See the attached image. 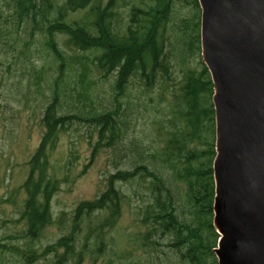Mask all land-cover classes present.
Returning a JSON list of instances; mask_svg holds the SVG:
<instances>
[{
  "label": "trees",
  "instance_id": "obj_1",
  "mask_svg": "<svg viewBox=\"0 0 264 264\" xmlns=\"http://www.w3.org/2000/svg\"><path fill=\"white\" fill-rule=\"evenodd\" d=\"M14 3L18 9L15 22L19 23L27 15L32 34H43L58 60L64 61L66 57L57 48V34H67L70 48L91 55L75 57L82 64L80 70H76L78 80L65 79L61 73L53 83V101L42 119L46 131L28 163L29 176L22 186L27 194L22 220L26 224L25 234L31 240L39 238L54 222L51 201L60 182L49 175V158L56 145L58 128L70 124V119L74 118L61 114V91L64 89V95L68 91L76 92L73 102L65 99L67 106L76 104L78 110L81 105L90 107L91 113L86 115L82 109L84 115L78 114L79 119L97 127L100 146L106 147L127 137L136 112L131 93L133 86H139L142 97L157 86H163L159 97L170 101V116L158 128L163 139L153 141V147L138 138L125 144L129 167L110 176L103 194L77 206L76 215L69 223V234L45 249L55 254L46 264H66L67 260L81 255L77 243L82 219L90 218L94 212H110L96 229L89 225L90 234L96 232L102 246L106 245V233L121 216L123 202L128 198L117 184H125L132 196L141 200L136 212L140 228L144 230L140 229L137 234L138 247L156 254L153 264H218L214 252L220 238L214 226V84L202 60L200 71L185 68L194 55H202L199 1L99 0L97 3V0H64L60 4L59 0H14ZM82 11H87L83 18L70 19L72 14ZM93 59L103 75L104 72L116 74L113 108L98 110V98L90 96L92 69L84 63L93 62ZM63 66L64 63L60 68ZM177 68L183 78L171 99L165 90L168 84L175 85ZM162 246L169 248L166 259L159 254ZM135 250L131 248L126 252L134 254ZM29 253L22 254L31 263ZM125 264L144 262L130 260Z\"/></svg>",
  "mask_w": 264,
  "mask_h": 264
},
{
  "label": "rangeland",
  "instance_id": "obj_2",
  "mask_svg": "<svg viewBox=\"0 0 264 264\" xmlns=\"http://www.w3.org/2000/svg\"><path fill=\"white\" fill-rule=\"evenodd\" d=\"M59 1L60 4L64 2ZM15 5L14 0H0V264H46L55 254H49L45 249L69 234V223L76 215L77 206L100 196L106 190L110 176L129 167L125 144L130 139L138 138L153 147V141L163 139L164 135L160 134L158 128L170 116V101L159 97L163 86H157L144 97L139 86H133L131 93L136 112L127 137L106 147L100 146L97 127L90 121L79 119L81 116L78 114L84 115L82 109L86 115L91 113L90 107L83 108L78 104L81 105V110H78L76 104L67 106L65 99L73 102L77 95L75 91H68L64 95L63 89L59 98V103L63 101L61 114L74 118L70 119V124L58 128L56 145L49 158V175L60 182V188L51 201L54 222L43 230L39 238L31 240L25 234L26 224L22 220L27 199L22 186L29 176L28 163L46 131L42 119L47 106L53 101V83L61 73L65 79L78 80L76 70H80L82 64L75 57L91 55L70 48L67 34H57V48L66 57L64 61L58 60L48 46L46 37L40 33L32 34L33 28L27 15L19 23L15 22L18 16ZM86 14L87 11L72 14L70 19L83 18ZM200 56L194 55L185 68L200 71V62H203ZM93 62L84 63V66L92 69L89 77L90 96L98 98V110L113 108L116 74L110 72L107 75L104 72L103 75ZM63 63L64 66L60 68ZM178 73L177 68L174 71L175 85L168 84L165 90L171 99L182 83L183 74ZM88 75L89 71L84 79L86 86ZM120 186L128 198L123 202L121 216L106 233V245L102 246L96 232L90 234L89 225L96 229L110 212H94L90 218L82 219L77 243V251L81 255L67 260L66 264H104L111 260L114 264H125L130 260L154 263L156 254L138 247L137 234L140 229L144 230L142 226L140 228L136 212L141 200L134 198L125 184H117L118 188ZM101 236L104 241V234ZM131 248H136L134 254L126 252ZM22 253H29L32 262H28ZM159 254L166 259L169 248L162 246Z\"/></svg>",
  "mask_w": 264,
  "mask_h": 264
},
{
  "label": "water",
  "instance_id": "obj_3",
  "mask_svg": "<svg viewBox=\"0 0 264 264\" xmlns=\"http://www.w3.org/2000/svg\"><path fill=\"white\" fill-rule=\"evenodd\" d=\"M214 84L218 264H264V0H198Z\"/></svg>",
  "mask_w": 264,
  "mask_h": 264
},
{
  "label": "flooded vegetation",
  "instance_id": "obj_4",
  "mask_svg": "<svg viewBox=\"0 0 264 264\" xmlns=\"http://www.w3.org/2000/svg\"><path fill=\"white\" fill-rule=\"evenodd\" d=\"M104 193V191H102V194Z\"/></svg>",
  "mask_w": 264,
  "mask_h": 264
}]
</instances>
